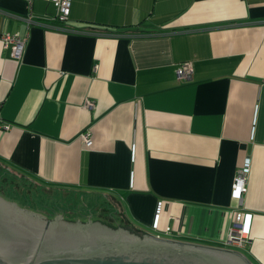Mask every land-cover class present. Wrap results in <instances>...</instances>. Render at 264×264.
<instances>
[{
	"label": "crops",
	"instance_id": "1",
	"mask_svg": "<svg viewBox=\"0 0 264 264\" xmlns=\"http://www.w3.org/2000/svg\"><path fill=\"white\" fill-rule=\"evenodd\" d=\"M54 12L0 0V35L26 37L20 59L0 39V182L27 194L11 199L264 264V0H71L64 23ZM241 213L237 249L224 240Z\"/></svg>",
	"mask_w": 264,
	"mask_h": 264
},
{
	"label": "water",
	"instance_id": "2",
	"mask_svg": "<svg viewBox=\"0 0 264 264\" xmlns=\"http://www.w3.org/2000/svg\"><path fill=\"white\" fill-rule=\"evenodd\" d=\"M0 264H251L236 251L48 218L0 194Z\"/></svg>",
	"mask_w": 264,
	"mask_h": 264
},
{
	"label": "built area",
	"instance_id": "3",
	"mask_svg": "<svg viewBox=\"0 0 264 264\" xmlns=\"http://www.w3.org/2000/svg\"><path fill=\"white\" fill-rule=\"evenodd\" d=\"M55 12L52 17H49L50 20L56 21L58 23H64L67 21L69 17L70 7H71V0H49ZM21 19L25 21L28 25L30 23H40L39 20H35L32 15L28 14L22 16ZM1 45L2 48L5 49L8 54L15 58L20 59L24 48L26 37L21 36L18 32L8 33L4 32L0 35ZM191 67L188 62H181L177 65L175 69L176 76L179 79H187L190 75ZM86 139V143L89 144L90 140H88L87 134H84ZM249 169V164L247 161L243 163L239 168H237L235 175L232 180V193L237 197H241V194L246 189V179L247 173ZM161 206V201L157 202L156 210L154 214V219L152 222V227L155 229L158 227V217H159V210ZM251 214L250 213H241L237 214L235 221L231 224L228 228L225 237V245L233 246L235 248H243L249 238V226H250ZM164 234H169L170 229L169 227H165L162 231ZM161 233V232H160ZM160 233H157V237H160Z\"/></svg>",
	"mask_w": 264,
	"mask_h": 264
},
{
	"label": "rangeland",
	"instance_id": "4",
	"mask_svg": "<svg viewBox=\"0 0 264 264\" xmlns=\"http://www.w3.org/2000/svg\"><path fill=\"white\" fill-rule=\"evenodd\" d=\"M8 180H7V182H9V181H13V180H15V178H14V176H10V175H8L7 177H6ZM17 180H18V178H16ZM0 181H1V179H0ZM5 185H7V183L5 182V183H2V182H0V188L2 189L3 188V190H4V195H5V198H7V199H9V200H13V201H16V200H18V202H19V204H24L26 201V193H24L23 195H20V194H17L14 190H13V188H12V186H11V184H10V186H8L9 185V183H8V187L7 186H5ZM11 198H15L16 200H14V199H11ZM237 249H240V248H238L237 247ZM234 250V249H233ZM237 251V250H236ZM238 252H242L241 250H239Z\"/></svg>",
	"mask_w": 264,
	"mask_h": 264
},
{
	"label": "flooded vegetation",
	"instance_id": "5",
	"mask_svg": "<svg viewBox=\"0 0 264 264\" xmlns=\"http://www.w3.org/2000/svg\"><path fill=\"white\" fill-rule=\"evenodd\" d=\"M0 194L5 197L3 188L1 189Z\"/></svg>",
	"mask_w": 264,
	"mask_h": 264
},
{
	"label": "trees",
	"instance_id": "6",
	"mask_svg": "<svg viewBox=\"0 0 264 264\" xmlns=\"http://www.w3.org/2000/svg\"><path fill=\"white\" fill-rule=\"evenodd\" d=\"M110 225V224H109ZM111 227H118L119 225H117V226H114V225H110Z\"/></svg>",
	"mask_w": 264,
	"mask_h": 264
}]
</instances>
